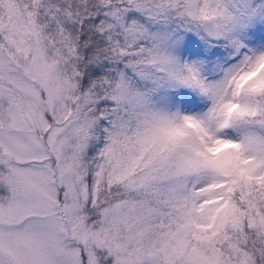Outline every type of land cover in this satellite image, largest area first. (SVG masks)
Masks as SVG:
<instances>
[{
    "label": "snow or ice",
    "instance_id": "snow-or-ice-1",
    "mask_svg": "<svg viewBox=\"0 0 264 264\" xmlns=\"http://www.w3.org/2000/svg\"><path fill=\"white\" fill-rule=\"evenodd\" d=\"M0 264H264V0H0Z\"/></svg>",
    "mask_w": 264,
    "mask_h": 264
}]
</instances>
